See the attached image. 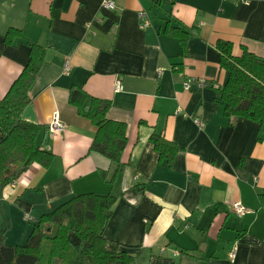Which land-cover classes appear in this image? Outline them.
Returning <instances> with one entry per match:
<instances>
[{
  "label": "crops",
  "instance_id": "0c3cea01",
  "mask_svg": "<svg viewBox=\"0 0 264 264\" xmlns=\"http://www.w3.org/2000/svg\"><path fill=\"white\" fill-rule=\"evenodd\" d=\"M101 3L0 0V98L29 59L26 42L41 46L20 116L38 126L37 143L54 155L3 188L5 242L23 244L31 222L94 192L116 198L104 237L140 254V264H264V121L230 123L219 90L182 83L204 77L224 85L217 40L229 41L234 56L245 48L264 60V0H116L114 10ZM139 10L149 20L144 28ZM168 26L191 31L184 46ZM10 28L21 37L6 44ZM117 80L122 88L114 91ZM73 86L109 100L106 116L126 125L116 176L117 164L88 152L95 127L68 101ZM54 115L61 133L48 128ZM152 133L179 147L171 166L158 162ZM236 203L247 211L237 214Z\"/></svg>",
  "mask_w": 264,
  "mask_h": 264
},
{
  "label": "trees",
  "instance_id": "16d2710c",
  "mask_svg": "<svg viewBox=\"0 0 264 264\" xmlns=\"http://www.w3.org/2000/svg\"><path fill=\"white\" fill-rule=\"evenodd\" d=\"M168 32L183 46L191 34L189 30L179 31L169 26ZM13 37H21V31L10 28L4 42L11 44ZM26 44L30 48L29 59L0 98V200L3 188L13 183L30 164L36 162L45 167L54 158L37 143L38 126L20 116L30 101L28 90L44 58L41 46L29 41ZM215 49L227 72L218 98L224 105L227 121L231 123L242 117L261 123L264 121V60L245 48L240 56L232 55V44L225 40H217ZM68 101L95 127L88 152L99 153L117 164L116 176L128 143L125 123L106 116L109 100L92 96L82 87H69ZM149 137L158 152V162L171 166L179 147L159 134L152 133ZM100 174L106 179L105 171ZM136 188L141 190L142 186ZM115 199L111 194H74L32 222L24 244H7L5 232L10 225L0 220V264H140V254H129L104 237L103 228L112 214Z\"/></svg>",
  "mask_w": 264,
  "mask_h": 264
},
{
  "label": "built area",
  "instance_id": "2783aa9c",
  "mask_svg": "<svg viewBox=\"0 0 264 264\" xmlns=\"http://www.w3.org/2000/svg\"><path fill=\"white\" fill-rule=\"evenodd\" d=\"M115 4H116V0H102L101 9L114 10ZM137 17H138V23H139L140 28H144L145 26L149 24V20H147L148 17H147L145 10H139L137 13ZM68 69H69V65L66 62L64 64V71H67ZM182 83H183V88L185 90H191L193 85L197 89H202L208 85H210L212 88L217 89V90L221 88V86L217 82L210 83L208 79L204 77H200L196 79L189 78V79L184 80V82ZM120 85H121L120 81L117 80L114 85V91L121 90L122 86ZM48 128H50L55 133H61L63 132L65 126H64V123L59 119L58 115H54V117L51 119L49 123ZM233 211H235L239 215H242L247 211V209L242 204L236 203L234 205ZM30 218L31 217H27L26 219L29 220ZM231 256H233V252L231 253Z\"/></svg>",
  "mask_w": 264,
  "mask_h": 264
},
{
  "label": "rangeland",
  "instance_id": "374dc122",
  "mask_svg": "<svg viewBox=\"0 0 264 264\" xmlns=\"http://www.w3.org/2000/svg\"><path fill=\"white\" fill-rule=\"evenodd\" d=\"M30 225H31L30 228H32V222L30 223ZM29 233H30V232H29ZM29 233H28V234H29ZM27 236H28V235H27ZM27 236H26V238H25V240H24V243H25L26 240H27ZM24 243H23V244H24Z\"/></svg>",
  "mask_w": 264,
  "mask_h": 264
}]
</instances>
